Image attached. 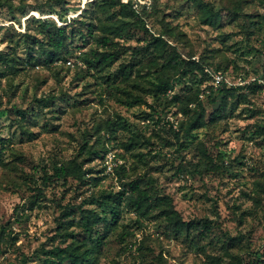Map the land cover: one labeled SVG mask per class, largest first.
I'll use <instances>...</instances> for the list:
<instances>
[{
  "label": "rangeland",
  "instance_id": "rangeland-1",
  "mask_svg": "<svg viewBox=\"0 0 264 264\" xmlns=\"http://www.w3.org/2000/svg\"><path fill=\"white\" fill-rule=\"evenodd\" d=\"M123 1L141 18H126L135 21L132 37L114 38L107 47L118 60L96 71L84 55L105 49L98 39L111 35L101 28L119 19L100 0H0V49L12 59L8 67L0 61V264H42L46 251L75 243L61 239L59 220L76 204L100 211L101 191L123 201L115 230L107 232L106 220L97 226L106 242L96 264H264V41L251 27L264 17V0ZM201 1L218 13L216 25L204 24ZM32 16L68 26L60 58L37 51L44 35ZM154 37L165 42L161 54ZM193 61L187 70L195 67L198 78L221 73L220 64L228 69L202 101L189 103L204 109L209 125L186 136L179 102L193 84L183 65ZM158 76L171 83L159 99L150 94ZM224 85L228 117L210 124ZM127 90L151 105L128 106ZM73 159L81 180L53 176ZM212 159L218 168L209 170ZM46 174L53 179L45 184ZM138 178L151 201L146 212L126 199L125 184ZM165 200L189 230L165 220Z\"/></svg>",
  "mask_w": 264,
  "mask_h": 264
},
{
  "label": "trees",
  "instance_id": "trees-1",
  "mask_svg": "<svg viewBox=\"0 0 264 264\" xmlns=\"http://www.w3.org/2000/svg\"><path fill=\"white\" fill-rule=\"evenodd\" d=\"M243 0H237V2H242ZM201 8L203 13H201V18L203 19L204 24L214 26L217 24L218 13L214 11V8H209L207 4L201 1ZM99 7L103 11H113L115 15L118 16L117 22H110L104 24L102 26V30L104 33H110L111 36L100 37L99 43L105 49H93L91 51V55H84V60L90 69H95L96 71H102L105 68L109 67L110 64H113L118 60L119 57L113 52L110 51V48L107 46L112 44L111 48L118 43L114 38L123 39L126 36L129 37L133 35L134 29L132 27L135 25V21H128V19L141 18V14L139 10L134 6L132 1L124 2L123 0H100ZM239 8H236L235 14H239ZM128 18V19H126ZM33 22H39L42 28V33L44 35L43 39H39L37 51L41 54L42 52H46L48 55L52 56L53 59H57L61 57V51L65 47L67 36H68V26H58L57 23L52 18H37L32 16L29 20ZM53 26L56 29V33L52 32L49 28ZM251 27L257 28L255 32L257 35L262 38L264 41V17H258L257 21H252ZM259 28V29H258ZM27 33V32H26ZM155 48L161 54V48L164 47V40L161 37H154ZM36 46V45H35ZM140 50V48H137ZM136 50V51H139ZM249 53V52H248ZM172 54V53H171ZM11 58L8 54H5L2 49H0V61L4 62L8 67ZM177 56L174 54L169 58V65L177 64ZM195 64V62H185L183 68L185 71L182 75L185 77V81H192L193 84L188 87L187 95L185 98L181 99L179 102L180 111L182 114L188 117L187 123L184 127V133L186 136H190L195 130H198L204 127L207 124L205 120V111L201 109L198 111L197 109H192L189 107L190 102H200V96L206 94L208 88L212 87V81L214 76L208 75L204 73L201 78H198L194 73L195 67L187 70V68L191 65ZM215 72H221L225 75L228 69V65L223 66L220 64L216 67ZM7 70H4V73H1L3 76L6 74ZM129 75L125 76L124 79L128 80ZM169 79V78H168ZM166 77L163 79L158 76L157 81L155 82L153 90L150 91V94L153 95L154 98H162V95L166 94L170 90V80ZM107 83L111 82V76L108 75L106 79ZM223 88L219 90L220 93H223V100L220 107L215 110L211 114L210 124H214L218 121L224 120L228 117L227 107L229 105L228 95L229 89ZM218 92V93H219ZM209 94V93H208ZM211 101H215L212 98V95H208ZM245 97V96H244ZM124 102L130 106H141L144 104H149L145 97L141 94L135 93L133 90H127L124 96ZM239 102L237 103V105ZM151 105V104H149ZM234 110V109H233ZM110 124V122H109ZM209 125V124H207ZM263 129V127H262ZM108 130V129H107ZM113 132V131H111ZM129 143L124 144V147L127 150H131L135 144V140L133 137L130 139ZM134 140V141H133ZM87 144L81 147L82 150L77 155L80 156L82 153H88ZM96 153V151H94ZM222 155H219L218 158H222ZM207 166L209 170L217 169L218 165L213 161H210ZM83 166L81 163H78V159H73L70 162H63L61 166L56 167L54 170L53 176L58 178H63L65 181L68 180L70 176L81 180L83 178ZM52 175L46 174L44 176L45 184L46 182H52ZM139 178L128 181L125 185L130 188V193L126 197L129 200V203L135 209L145 212L149 210L151 205V201L149 199V195L146 193L145 189L141 187L139 184ZM261 193L264 194V185H260ZM100 195L97 196L96 200L98 201L99 206H101V210L97 211L96 209H83L79 205H73L69 210H65L63 213L61 220H59L58 232L61 239L72 238L75 243H70L66 247H55L50 251H46L47 257L43 260L42 264H96V255L101 250L102 246L106 242V237L101 236L98 233L97 226L103 222L104 220L108 221V223L104 226L107 232H112L119 226V211L117 210L122 201L123 197H119L112 192L101 191ZM94 196V195H92ZM160 201L164 200V198H160ZM163 205L168 206L167 209L163 208L162 216L165 217V220L170 221L174 224L176 230H189L191 223H187L182 220L180 214L174 207H169L170 202L165 200ZM80 209V213L75 211V208ZM76 227L79 228L84 238L75 240V232L71 230V228ZM64 242L63 240H61ZM25 264V263H23Z\"/></svg>",
  "mask_w": 264,
  "mask_h": 264
},
{
  "label": "built area",
  "instance_id": "built-area-1",
  "mask_svg": "<svg viewBox=\"0 0 264 264\" xmlns=\"http://www.w3.org/2000/svg\"><path fill=\"white\" fill-rule=\"evenodd\" d=\"M225 80L222 73H217L214 75L215 86L218 87Z\"/></svg>",
  "mask_w": 264,
  "mask_h": 264
}]
</instances>
